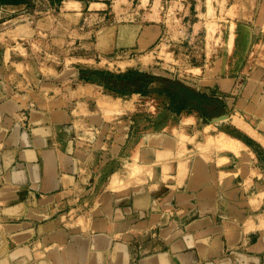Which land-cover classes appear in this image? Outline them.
I'll return each mask as SVG.
<instances>
[{"label": "crops", "instance_id": "obj_1", "mask_svg": "<svg viewBox=\"0 0 264 264\" xmlns=\"http://www.w3.org/2000/svg\"><path fill=\"white\" fill-rule=\"evenodd\" d=\"M217 5L253 37L217 82L233 131H149L143 95L82 79ZM0 264H264V0H0Z\"/></svg>", "mask_w": 264, "mask_h": 264}, {"label": "rangeland", "instance_id": "obj_2", "mask_svg": "<svg viewBox=\"0 0 264 264\" xmlns=\"http://www.w3.org/2000/svg\"><path fill=\"white\" fill-rule=\"evenodd\" d=\"M217 7L215 16L213 13L214 18L208 21L206 26H202L196 34L193 33L188 24H185L182 27L183 29H176L177 32H181L179 36L173 33L163 36L158 42V52L154 53L155 59L149 65L122 60L113 64L106 63L98 69L123 72L130 68H136L164 79L183 81L199 91L225 99L226 95L219 90L217 82L221 78L237 77L238 73L247 74L251 71V68L247 67L248 65H245V68L243 65L252 58L251 48L249 49V47L253 37L246 34L238 36L239 28L236 22L231 18H222L223 14L220 13L222 7H219V5ZM171 24L174 26L177 21L172 20ZM168 50H176L175 56H169ZM72 54L75 53L70 52V55ZM157 56L160 57L157 58ZM76 62L71 60L69 65H75ZM78 63L86 69H97L89 67V63L82 61H78ZM243 71H246V73H243ZM153 85L164 84L156 81ZM137 102L138 107L142 109L143 116L141 118L147 120L149 131L163 126L169 128L170 126H176L187 116L195 117L197 121L195 123L201 122L202 124L211 125V127L217 124L219 126V123L228 121L230 117V114H228L220 119L217 116H201L197 112L176 114L168 108V99L162 95H156V93L143 95V98L137 100ZM229 123L230 121H228V124L225 123L219 127L233 131V127ZM211 132L215 133L216 130L211 129Z\"/></svg>", "mask_w": 264, "mask_h": 264}, {"label": "trees", "instance_id": "obj_3", "mask_svg": "<svg viewBox=\"0 0 264 264\" xmlns=\"http://www.w3.org/2000/svg\"><path fill=\"white\" fill-rule=\"evenodd\" d=\"M82 79L97 82L109 91L124 96L132 93H156L168 99V108L176 113L197 112L201 116L221 115L226 108L222 97L199 91L183 81L164 79L148 71L130 68L123 72L104 69H82ZM165 85L154 86L156 82Z\"/></svg>", "mask_w": 264, "mask_h": 264}, {"label": "water", "instance_id": "obj_4", "mask_svg": "<svg viewBox=\"0 0 264 264\" xmlns=\"http://www.w3.org/2000/svg\"><path fill=\"white\" fill-rule=\"evenodd\" d=\"M227 116V114H221V115H219V116H217V117H220V119H222V118H224V117H226Z\"/></svg>", "mask_w": 264, "mask_h": 264}]
</instances>
